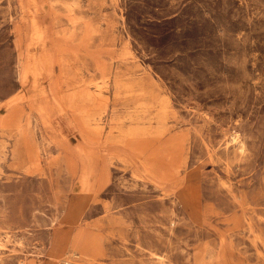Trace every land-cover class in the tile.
<instances>
[{"label":"rangeland","instance_id":"obj_1","mask_svg":"<svg viewBox=\"0 0 264 264\" xmlns=\"http://www.w3.org/2000/svg\"><path fill=\"white\" fill-rule=\"evenodd\" d=\"M0 264H264V0H0Z\"/></svg>","mask_w":264,"mask_h":264},{"label":"bare ground","instance_id":"obj_2","mask_svg":"<svg viewBox=\"0 0 264 264\" xmlns=\"http://www.w3.org/2000/svg\"><path fill=\"white\" fill-rule=\"evenodd\" d=\"M34 19L35 13H33V11L29 12L28 23L24 26V29H26V35H29L31 28L30 25ZM18 46H20L19 43ZM78 154H80V156L65 153L63 157L67 166L73 171L72 187L75 189L79 186L83 192L90 191L91 197H93L94 194L103 189L109 182L111 165L104 161V159L102 160L96 156L88 154L85 155L84 153ZM53 238L54 232L51 244L53 243ZM72 247L74 249L73 254L76 255V253L78 254L77 251L86 253L85 251L87 250H90V252L96 250L98 248V243L96 239H83L80 237V239H76V241H74Z\"/></svg>","mask_w":264,"mask_h":264}]
</instances>
